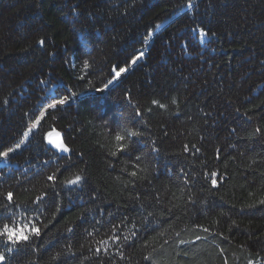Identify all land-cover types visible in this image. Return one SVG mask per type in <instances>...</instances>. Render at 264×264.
Here are the masks:
<instances>
[{
  "label": "trees",
  "instance_id": "obj_1",
  "mask_svg": "<svg viewBox=\"0 0 264 264\" xmlns=\"http://www.w3.org/2000/svg\"><path fill=\"white\" fill-rule=\"evenodd\" d=\"M3 151V264H264V0H0Z\"/></svg>",
  "mask_w": 264,
  "mask_h": 264
},
{
  "label": "snow or ice",
  "instance_id": "obj_2",
  "mask_svg": "<svg viewBox=\"0 0 264 264\" xmlns=\"http://www.w3.org/2000/svg\"><path fill=\"white\" fill-rule=\"evenodd\" d=\"M200 35L203 37V36L207 35V33L201 31ZM39 43L41 45H44L45 41L40 40ZM141 55H142V53H141ZM137 59H139V57H137ZM132 63L135 64L136 60L135 59L132 60ZM84 67L87 68L88 64L85 63ZM123 71H125V69H119V71L116 72V75L119 76L121 74V72H123ZM57 103L60 105H63V104H65V100H63V99L58 100ZM154 103H157V102L154 101ZM173 103H175V100H173ZM49 107L55 108L56 104H51ZM160 107L163 108L165 106L160 105ZM38 124H39V120H37L32 125V127L36 128ZM30 131H31V129L24 133L25 138H27L29 136ZM126 131H127V136H129V137H137V136L141 135L137 131H131V130H126ZM257 131H259V129H257ZM57 137H59L58 133H57ZM125 139H126L125 135H123L121 133H117L115 135V141L117 142V150L118 151L122 152L127 147V145L122 143ZM48 143L59 151H62V152H69L70 151V149L59 138H57L56 140H53L51 138V134H49V136H48ZM17 147H19V145H17ZM9 151H11V149ZM9 151L0 152V158H7L9 156ZM116 154H117L116 151H113L111 153V155H113V156H115ZM137 159H139V157H137ZM131 175L135 176L136 173L133 172V173H131ZM211 175L213 177V180H212L213 186H216L217 181H216L215 177L217 174L212 173ZM55 179H56L55 175H51L48 177V180H50V181H54ZM80 180H81V177L79 175H77V176H75L74 179L66 181V183L77 184L80 182ZM5 198L7 199V201H9V203H11L13 201V194L11 192H9V193H7ZM39 199H42V197L38 198V201H39ZM261 203L264 204V201H261ZM40 231H41L40 228L37 227L36 224H33V223H29L28 225H25V226H11L9 224H4L2 227H0V240H2L4 244L12 245V246H17L20 244H27L30 237L31 236H39ZM204 231H207V229H204ZM7 250L9 252H12L13 247H9ZM97 251H99V249H97ZM4 260H5V256L2 252H0V264H3Z\"/></svg>",
  "mask_w": 264,
  "mask_h": 264
},
{
  "label": "rangeland",
  "instance_id": "obj_3",
  "mask_svg": "<svg viewBox=\"0 0 264 264\" xmlns=\"http://www.w3.org/2000/svg\"><path fill=\"white\" fill-rule=\"evenodd\" d=\"M127 72H128V71H126V70L123 71V72H121V74L119 75V78H117V79L115 80V84H116L118 81H120V79H121L122 77H124V76L127 74ZM98 92L101 93L102 90H100V91H98ZM103 92H105V91H103ZM94 94H96V92H95ZM63 100H65V104L60 105V104H58V103L56 102V103H55V104H56V107H55V108L65 106V105H67V104H69V103L71 102V101H70L69 99H67V98H64ZM55 108H51V107H49L48 109H46V110L42 113V115L37 119V120H39V123L41 122V120H42V118H43L45 112H47L48 110H53V109H55ZM32 125H33V124H32ZM32 125L29 126V129H31V131L29 132L30 135H31V134L37 129V127H38V125H37L36 128H33ZM30 135H29V136H30Z\"/></svg>",
  "mask_w": 264,
  "mask_h": 264
},
{
  "label": "water",
  "instance_id": "obj_4",
  "mask_svg": "<svg viewBox=\"0 0 264 264\" xmlns=\"http://www.w3.org/2000/svg\"><path fill=\"white\" fill-rule=\"evenodd\" d=\"M96 93H99V92L97 91ZM57 138H59L61 140L60 136L59 137L56 136L55 138H53V140H56Z\"/></svg>",
  "mask_w": 264,
  "mask_h": 264
}]
</instances>
